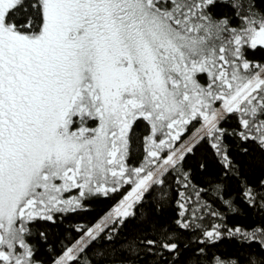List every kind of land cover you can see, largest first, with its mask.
Returning <instances> with one entry per match:
<instances>
[{
    "label": "trees",
    "instance_id": "trees-1",
    "mask_svg": "<svg viewBox=\"0 0 264 264\" xmlns=\"http://www.w3.org/2000/svg\"><path fill=\"white\" fill-rule=\"evenodd\" d=\"M136 19L156 21L178 38L189 62L207 58V71L195 75L202 88L214 82L219 90V79L227 75L220 68L224 59L233 66L243 62L252 72L264 65V46L250 39L264 31V0H18L0 6V121L7 135L17 120L7 114H26L34 102L48 100L52 82L72 69L79 81L56 131L83 128L95 134L101 115L91 104L87 79H81L86 51L76 38L91 26L99 56L111 55L113 48L126 70L131 61L122 54L129 49L123 22L136 27ZM164 73L180 79L174 70ZM132 120L127 164L147 171L156 161L152 119L141 113ZM200 124V117L191 121L181 141ZM126 191L85 192L75 209L33 220L24 236L32 262L55 264ZM69 264H264V90L257 101L229 113L143 195L130 217L110 226Z\"/></svg>",
    "mask_w": 264,
    "mask_h": 264
},
{
    "label": "rangeland",
    "instance_id": "rangeland-1",
    "mask_svg": "<svg viewBox=\"0 0 264 264\" xmlns=\"http://www.w3.org/2000/svg\"><path fill=\"white\" fill-rule=\"evenodd\" d=\"M17 1L0 0V6L8 8ZM65 1L58 0L64 5ZM148 21L134 20L136 27L132 21L123 22L129 49L122 54L131 61L126 70L119 64L121 53L113 48L111 55L99 56L96 46L92 47L96 42L95 35L89 33L91 26H85L76 38V45L86 51L83 62L87 71L81 79H87L96 101L91 104L101 115L95 134L83 128L69 134L65 129L56 131L64 124L70 92L79 81L75 69L61 82H52L48 100L34 102L26 114L20 109V114H7L17 118L12 121L10 135L0 121V231L5 237L0 264H35L24 239L29 222L75 209L85 192L106 194L126 186L119 203L55 263L69 264L110 226L130 217L143 195L229 113L240 110L247 101L258 100L259 92L264 90V65L252 72L243 62L233 66L223 58L220 68L227 73L222 76L226 80L219 79V90H215L214 82L202 88L195 75L208 68L207 58L189 62L176 44L175 40H180L165 34L158 22ZM250 39L251 44L264 46V31ZM89 46L92 48L88 50ZM225 64L229 66L225 68ZM173 70L180 79L165 76L164 72ZM4 98H10L7 92ZM141 113L152 119L154 127L150 143L156 161L147 171L131 168L126 160L131 119L133 122ZM199 117L201 124L181 141L191 121ZM5 142L10 147L4 148Z\"/></svg>",
    "mask_w": 264,
    "mask_h": 264
},
{
    "label": "flooded vegetation",
    "instance_id": "flooded-vegetation-1",
    "mask_svg": "<svg viewBox=\"0 0 264 264\" xmlns=\"http://www.w3.org/2000/svg\"><path fill=\"white\" fill-rule=\"evenodd\" d=\"M24 212V210H22V212H21V214ZM37 219V218H36ZM35 220V219H34ZM32 222V221H31ZM31 222H29L28 223V226H29V224L31 223ZM28 226H27V228H28ZM1 232V231H0ZM2 233V232H1ZM3 234V233H2ZM26 234V233H25ZM3 237H4V234H3ZM4 241H5V237H4V240H3V242H2V244H1V246H0V250H1V248H2V246H3V244H4Z\"/></svg>",
    "mask_w": 264,
    "mask_h": 264
},
{
    "label": "water",
    "instance_id": "water-1",
    "mask_svg": "<svg viewBox=\"0 0 264 264\" xmlns=\"http://www.w3.org/2000/svg\"><path fill=\"white\" fill-rule=\"evenodd\" d=\"M3 240H4L3 234L0 232V246H1L2 242H3Z\"/></svg>",
    "mask_w": 264,
    "mask_h": 264
}]
</instances>
